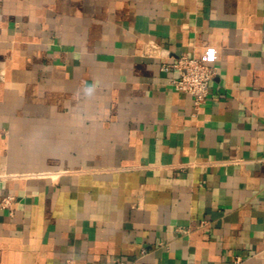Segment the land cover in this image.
<instances>
[{
    "label": "crops",
    "instance_id": "obj_1",
    "mask_svg": "<svg viewBox=\"0 0 264 264\" xmlns=\"http://www.w3.org/2000/svg\"><path fill=\"white\" fill-rule=\"evenodd\" d=\"M8 193L0 264H264V0H0Z\"/></svg>",
    "mask_w": 264,
    "mask_h": 264
},
{
    "label": "built area",
    "instance_id": "obj_2",
    "mask_svg": "<svg viewBox=\"0 0 264 264\" xmlns=\"http://www.w3.org/2000/svg\"><path fill=\"white\" fill-rule=\"evenodd\" d=\"M165 71H172L173 75L170 79L171 85L182 92L190 94L196 106L203 105L210 94V83L217 72V68L208 65L197 57H191L187 54H181L176 59L165 62L162 65ZM16 196L12 193L6 194L0 201V206L10 209ZM239 264L241 258L237 257L233 262L228 264ZM119 264H128L125 261H119Z\"/></svg>",
    "mask_w": 264,
    "mask_h": 264
}]
</instances>
